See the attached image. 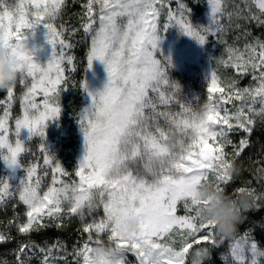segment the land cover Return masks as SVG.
<instances>
[{
    "label": "snow or ice",
    "instance_id": "obj_1",
    "mask_svg": "<svg viewBox=\"0 0 264 264\" xmlns=\"http://www.w3.org/2000/svg\"><path fill=\"white\" fill-rule=\"evenodd\" d=\"M198 2L176 0L175 10L161 0H86L82 5L80 29L89 44L87 68L96 60L103 62L108 80L99 91H92L86 78L79 82V88L91 97L90 105L76 114L86 150L75 170L69 171L50 149L46 132L49 122L62 114L61 94L69 79L64 65H73L75 60L64 51L72 45L66 43L63 24H56L65 0H0V32L6 33L5 43L21 73L16 85L4 91L7 107L0 117V159L9 168L25 172L19 184L11 176L0 178V205L18 195V203L24 206L23 219L17 213L10 223L20 221L16 226L21 234L30 236L51 224L61 227L67 214L81 221L87 237L73 253L82 257L83 264H96L92 256L101 240L127 249L136 264H186L194 245L201 246L191 253L190 264H213L214 252L226 240L230 241L228 253H221L225 264H264V246L252 230L222 237L215 223L202 215L208 201L195 197V189L202 183L226 192L235 175L230 168L249 146L246 139L234 144L230 136L238 129L250 135L257 120L264 121V39L251 37L243 29V49L230 46L227 60L215 61L235 68L237 75H246L251 69L258 86L240 89L235 79L222 80L213 69L209 95L202 104L199 98L188 100L181 85L170 78L172 58L157 55L162 34L171 26H178L181 34L201 45L209 37L221 41L225 19L229 27L242 28L241 21L264 26V0H243V8L230 6L229 0H207L211 9L207 25L193 22V6ZM253 5L258 11H253ZM165 8L168 23L160 25ZM41 26L47 29L53 47L47 63L39 62L27 43ZM18 84L24 89L19 97ZM38 96L42 97L39 102ZM16 99L22 113L14 120L11 140L8 121ZM233 101L240 105L230 109L227 105ZM24 130L29 139H41L43 164L53 173L52 184L43 193L38 165L26 167L22 162V154L29 151L21 135ZM228 146L231 153L225 151ZM153 160L162 162L155 178L144 170ZM259 171L264 173V168ZM48 174L45 170L44 175ZM73 192L78 194L71 195ZM241 193L253 197L252 207L264 206L257 203L264 202V193L239 187L232 195ZM178 205L184 214H178ZM101 211L103 215H99ZM129 214L141 223L131 240L119 234V224ZM10 239L0 233V242ZM63 249L59 242L41 246L29 239L17 246L15 264H30L36 255L42 257L41 264H50L54 251ZM124 264L133 262L127 258Z\"/></svg>",
    "mask_w": 264,
    "mask_h": 264
},
{
    "label": "rangeland",
    "instance_id": "obj_2",
    "mask_svg": "<svg viewBox=\"0 0 264 264\" xmlns=\"http://www.w3.org/2000/svg\"><path fill=\"white\" fill-rule=\"evenodd\" d=\"M82 1V5L86 3V0ZM67 2L68 0H65V6ZM161 3L164 5L171 3L172 9L175 10L176 8V0H161ZM229 5L244 7L243 0H229ZM78 11L84 12V10ZM166 11L167 8L161 10V16L159 18L160 25L168 23L167 16L165 15ZM210 11V5L207 0H199L193 6V22L198 25H207L210 22ZM253 11H258L254 5ZM82 13L79 12L77 14L78 22L76 24L74 23V25L69 24L71 21L68 19L67 21L64 19L62 12L56 21L57 26L63 24L66 43L72 45L71 48H65L64 51L68 55L74 56L75 60L73 65H64L65 75L69 79L65 85V91L61 94L62 114L56 120L50 121L46 129L47 143L50 149L54 152L62 166L69 171L75 170L86 150L84 134L76 114L90 105L91 97L83 89L79 88V82L86 78L90 89L92 91H99L105 87L108 80L107 69L103 62L96 60L92 68H87L86 58L89 44L84 39V33L80 29V16ZM224 23L226 27L220 42L213 37H209L208 41L201 45L194 38L181 34L178 26H171L162 34L159 43L160 50L157 55L160 56L162 54L163 56H170L172 58V66L169 73L170 78L181 85L184 96L190 101L195 102L196 98H199L202 104L206 100V97L209 95L207 92L210 86L209 74L213 69L222 80L235 79L240 89L255 88L259 84L258 80L253 79L251 69H249L246 75H237L235 68L225 64H215V61L218 58L227 60V50L230 46L243 49L246 42V34L243 29H246L247 33L251 34V37L264 39V26L257 25L255 21L251 22V24L241 21L242 28L229 27L227 19H225ZM70 27L80 30L77 32L67 31ZM46 33L47 29L41 26L37 30L36 35L30 36L27 41L29 47L35 50L36 59L41 63H47L52 59L53 54V47L48 42ZM256 75H258V72ZM41 99L42 97H37L38 102ZM233 105L238 107L240 102L233 101L227 107L232 109ZM3 106L0 107V117L3 116L7 104ZM256 107L258 108L259 104ZM21 113L22 107L17 113H11L12 118L8 121L10 127L9 138L11 140H14V120ZM263 124L264 121L257 120L254 128ZM244 134L245 132L243 130L238 129L233 132L230 139L233 136H244ZM21 135L26 140L25 147L29 149V151L22 154V162L26 167L33 163L38 165L37 174L41 180L40 191L43 193L51 186L53 173L50 167L43 164V154L40 151L41 139L38 136L29 139L30 134L27 130H24ZM230 148V146L226 147L225 151L230 153ZM69 153L74 155L71 164L67 163V159L64 158V155H68ZM45 170L49 173L47 176L44 175ZM5 176H11L12 182L19 184L24 179L25 172L23 168H17L15 170L9 168L6 162L0 159V178ZM11 200L18 201V195L16 197H9L7 203ZM178 214H184L182 205H178ZM99 215H102V212ZM72 218H75L77 223L82 226L78 218ZM1 226L2 224H0ZM82 243V239H78L75 242L78 249H70L67 248V243L62 242L61 245L64 246V249L54 251L55 259L50 260V264H65V262L67 264H83L82 257L73 255L75 251L79 250V246ZM227 253L228 251L225 255ZM128 259L133 264H136L134 256L129 255ZM41 260L42 257L40 255L33 256L30 264H41Z\"/></svg>",
    "mask_w": 264,
    "mask_h": 264
},
{
    "label": "trees",
    "instance_id": "obj_3",
    "mask_svg": "<svg viewBox=\"0 0 264 264\" xmlns=\"http://www.w3.org/2000/svg\"><path fill=\"white\" fill-rule=\"evenodd\" d=\"M8 2L11 3L12 0H8ZM16 2L18 3L19 0H16ZM82 3V0H68L66 6H64L62 13L66 21L67 19L71 21L69 24L74 25V23L78 22L77 14L79 12L82 13V11L78 10H84ZM23 90V86L18 84L16 90L17 97H19ZM214 95L219 96L217 93ZM4 98L5 92L0 91V101H2L0 102V107H4L3 105L7 104ZM21 107L20 100L16 99L12 103L10 111L11 113H17ZM241 139L248 140L249 146L245 148L235 161L240 171L239 174L234 175V180L226 186V193L232 195L239 187H250L255 189L257 193H264V173L259 171L261 168H264V124L256 126L250 135L245 133L244 136L239 135L231 138L234 144H238ZM231 151L232 148H230V153ZM64 158L67 159V163L71 164L74 155L69 153L68 155H64ZM257 203L264 202L257 201ZM17 213H19L22 220L24 206L16 200H11L4 205H0V224H2L0 233H5L11 237L8 241L0 242V264H15V250L17 246L21 242H27L29 239L41 246L65 242L68 244L67 248L78 249L75 242L78 239H82L84 242L87 238L86 234H83L81 231L82 226L77 223L75 218L70 219L67 214H64L61 227L51 224L48 228L38 233L33 232L30 236L23 235L17 230L16 226L20 221L10 223V221L14 220ZM56 223L60 222L57 221ZM249 230H252L255 239L264 246V206H261L259 209L252 207L246 211L234 235H243ZM229 242L226 240L224 245L214 252L212 256L213 264H225V261L221 258V253L225 254L228 251ZM200 246L194 245L193 249L189 250V258L186 260V264H190L191 253Z\"/></svg>",
    "mask_w": 264,
    "mask_h": 264
},
{
    "label": "clouds",
    "instance_id": "obj_4",
    "mask_svg": "<svg viewBox=\"0 0 264 264\" xmlns=\"http://www.w3.org/2000/svg\"><path fill=\"white\" fill-rule=\"evenodd\" d=\"M7 35L0 32V91H5L16 85L20 78V68L11 49L5 43ZM162 167V162L153 160L144 169L148 177L155 178ZM230 171L239 174V166L232 164ZM78 193H71L77 195ZM195 197L200 201H208L202 208V215L206 220L215 223L218 233L224 238H231L243 220L245 212L252 207L253 197L248 193L237 196L224 191H217L209 183H202L195 189ZM140 219L132 214L127 215L119 224V234L131 240L139 231ZM128 258V250L117 247L108 240L99 241L93 252L92 259L96 264L108 261V264H124Z\"/></svg>",
    "mask_w": 264,
    "mask_h": 264
}]
</instances>
